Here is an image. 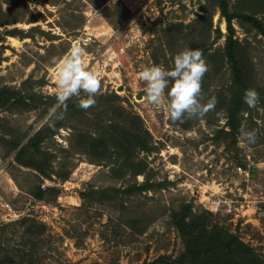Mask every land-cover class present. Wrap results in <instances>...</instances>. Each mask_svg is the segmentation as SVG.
Returning a JSON list of instances; mask_svg holds the SVG:
<instances>
[{
	"label": "rangeland",
	"instance_id": "1",
	"mask_svg": "<svg viewBox=\"0 0 264 264\" xmlns=\"http://www.w3.org/2000/svg\"><path fill=\"white\" fill-rule=\"evenodd\" d=\"M217 3L0 0V89L14 95L0 105V259L148 264L162 257L155 264H179L184 245L173 212L183 205L264 257V36L232 20L260 97L243 111L242 124L257 130L247 144L239 130L226 132L229 64L207 57L227 35ZM228 3L264 24V0ZM74 44L100 88L94 105L81 108V93L55 119L54 68ZM187 46H206L202 98L216 104L203 118L172 122L166 104L147 103L138 73L151 64L171 67ZM138 127L144 149L129 143L128 130Z\"/></svg>",
	"mask_w": 264,
	"mask_h": 264
},
{
	"label": "trees",
	"instance_id": "2",
	"mask_svg": "<svg viewBox=\"0 0 264 264\" xmlns=\"http://www.w3.org/2000/svg\"><path fill=\"white\" fill-rule=\"evenodd\" d=\"M217 6L221 17L225 19L227 35L222 49L208 53L207 57L213 61V65L218 66L220 62L226 60L231 70V96L226 106L227 124L231 132L235 135L242 125L243 111L247 105L243 102V93L247 88H253V75L251 62L247 57L245 46L234 37V27L232 20L238 19L239 24L250 25L264 36V24L254 15L247 12L230 11L228 0H218ZM201 17V16H199ZM179 28L183 23L175 24ZM206 46H202V49ZM214 59H213V58ZM202 92L205 88L201 85ZM14 95L8 89H0V105L12 100ZM127 130V129H125ZM139 127L128 130L130 145L138 144L144 149L146 139L140 142ZM148 134V132H146ZM134 142V143H133ZM138 142V143H136ZM19 142H15L17 146ZM30 145V144H27ZM19 150L18 156L23 153L26 146ZM33 166L34 163L26 164ZM37 170H42L35 165ZM142 168L136 169L135 173H140ZM205 217L195 215L189 211V206L183 205L179 210L173 212V222L183 241V251L178 255L174 262L179 264H264V257L248 243L243 241L236 234L224 229L223 227L212 224L208 226L203 220ZM163 260L158 257L148 264H155ZM0 264H18L10 255H3Z\"/></svg>",
	"mask_w": 264,
	"mask_h": 264
},
{
	"label": "clouds",
	"instance_id": "3",
	"mask_svg": "<svg viewBox=\"0 0 264 264\" xmlns=\"http://www.w3.org/2000/svg\"><path fill=\"white\" fill-rule=\"evenodd\" d=\"M83 56L84 50L74 44L68 54L57 62L56 104L50 110V115L55 119H62L61 106H66L71 97H81V93L84 94L79 99L81 108L88 109L96 103L95 94L100 88L98 73L85 67ZM206 71L202 50L187 46L175 54L171 67L151 64L144 66L138 76L145 82L147 103L156 107L166 104L169 119L183 123L186 118H203L215 107V97L206 101L202 98L201 82ZM259 99V93L254 88L245 89L243 102L248 107H256ZM239 138L253 144L257 139V130L242 124Z\"/></svg>",
	"mask_w": 264,
	"mask_h": 264
},
{
	"label": "built area",
	"instance_id": "4",
	"mask_svg": "<svg viewBox=\"0 0 264 264\" xmlns=\"http://www.w3.org/2000/svg\"><path fill=\"white\" fill-rule=\"evenodd\" d=\"M107 66V62L101 63L100 65H98V69L104 70Z\"/></svg>",
	"mask_w": 264,
	"mask_h": 264
},
{
	"label": "bare ground",
	"instance_id": "5",
	"mask_svg": "<svg viewBox=\"0 0 264 264\" xmlns=\"http://www.w3.org/2000/svg\"><path fill=\"white\" fill-rule=\"evenodd\" d=\"M54 69L56 70V67Z\"/></svg>",
	"mask_w": 264,
	"mask_h": 264
},
{
	"label": "water",
	"instance_id": "6",
	"mask_svg": "<svg viewBox=\"0 0 264 264\" xmlns=\"http://www.w3.org/2000/svg\"><path fill=\"white\" fill-rule=\"evenodd\" d=\"M0 33H1V30H0Z\"/></svg>",
	"mask_w": 264,
	"mask_h": 264
}]
</instances>
